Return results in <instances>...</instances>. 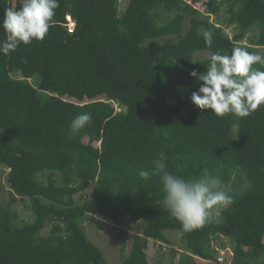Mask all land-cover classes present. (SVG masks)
Here are the masks:
<instances>
[{
  "label": "trees",
  "instance_id": "1",
  "mask_svg": "<svg viewBox=\"0 0 264 264\" xmlns=\"http://www.w3.org/2000/svg\"><path fill=\"white\" fill-rule=\"evenodd\" d=\"M22 2L0 0V17ZM234 47L264 55V0H128L122 12L118 0H59L42 41L0 54V166L10 196L33 216L18 221L0 203V264H107L83 221L124 216L143 223L120 264H149V240L170 244L167 229L188 251L177 264H220L216 235L232 243L229 264H264V106L245 118L219 117L190 100L202 82L189 73L205 72L213 53ZM196 51L210 56L195 59ZM84 112L92 123L71 136V120ZM161 153L184 178L207 168L229 190L241 173L252 187L213 222L184 233L163 205L159 178L136 175Z\"/></svg>",
  "mask_w": 264,
  "mask_h": 264
},
{
  "label": "clouds",
  "instance_id": "2",
  "mask_svg": "<svg viewBox=\"0 0 264 264\" xmlns=\"http://www.w3.org/2000/svg\"><path fill=\"white\" fill-rule=\"evenodd\" d=\"M59 0H23L18 8L8 7L0 17V29L6 39L0 41V54L8 55L23 45L42 41L47 35ZM205 44L211 47L213 33L203 32ZM259 65V67H256ZM264 55L250 52L243 47H234L231 54L213 53L206 71L193 70L189 75L202 82L190 100L200 109L223 117L232 114L239 118L250 116L264 106ZM92 123L91 113L75 116L69 124V134L78 135ZM150 169H139V180L148 181L158 177L162 185L163 205L169 215L181 225V231L190 233L213 222L221 208L234 203L248 191L252 184L241 173L238 188L229 190L221 176L213 175L207 168L194 178H184L169 171L163 153L152 161Z\"/></svg>",
  "mask_w": 264,
  "mask_h": 264
},
{
  "label": "rangeland",
  "instance_id": "3",
  "mask_svg": "<svg viewBox=\"0 0 264 264\" xmlns=\"http://www.w3.org/2000/svg\"><path fill=\"white\" fill-rule=\"evenodd\" d=\"M128 0H118V9L119 11H123L127 5ZM198 9L202 12L203 7L201 5H197ZM222 16V14H221ZM215 15L210 16V20H212ZM73 24L69 23V29H72ZM187 27V26H185ZM229 35L234 33V29L229 27L227 29ZM256 32L255 27L252 30L246 33V38L251 37ZM177 39L176 36L170 37H162L159 38L161 41H175ZM243 41L247 42L246 39ZM210 53L208 51H196L194 53L195 59H203L208 58ZM101 98L106 99L105 96H101ZM111 105H113L118 111L119 105L114 100H108ZM8 169L0 166V203L9 205L12 207L18 214V221L20 220H32L33 216L30 211L23 205L19 203L22 198L21 197H11L9 194L8 182L6 179ZM45 178V177H41ZM93 183L90 184L89 189L92 188ZM96 220H99V224L93 220L92 218H87L83 221V226L86 231L87 238L91 240L95 245L101 248L104 257L106 258L107 264H120L121 261V248H124V253H128L131 247L132 238L135 234H138L142 231V221L135 219L130 216H124L117 221H113L105 218L95 217ZM49 229V225L43 230V232H47ZM165 234L170 240V244H158L154 240H149V247L147 250V254L150 257L149 264H177L180 260L182 253H188L186 247L184 245V241L180 234L175 230L167 229L165 230ZM264 240V238H263ZM224 243L223 246L220 243ZM212 249H215L216 252H224V256L229 259L230 253L232 252V243L225 236H213L211 242ZM176 251V255L172 256V251ZM199 261V258L193 260V263ZM199 264V263H198Z\"/></svg>",
  "mask_w": 264,
  "mask_h": 264
},
{
  "label": "built area",
  "instance_id": "4",
  "mask_svg": "<svg viewBox=\"0 0 264 264\" xmlns=\"http://www.w3.org/2000/svg\"><path fill=\"white\" fill-rule=\"evenodd\" d=\"M70 23L73 24V22H70ZM230 254H232V252ZM199 260H200L199 264H204V263L210 262V260H207L204 258H199ZM216 262H218L220 264H229V261H227V258L224 256V252H220V254H218V256L216 258Z\"/></svg>",
  "mask_w": 264,
  "mask_h": 264
}]
</instances>
